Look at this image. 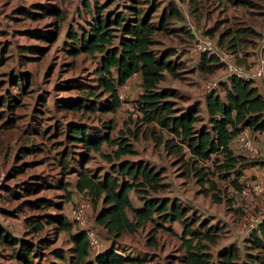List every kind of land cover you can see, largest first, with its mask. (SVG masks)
<instances>
[{
    "label": "trees",
    "instance_id": "obj_1",
    "mask_svg": "<svg viewBox=\"0 0 264 264\" xmlns=\"http://www.w3.org/2000/svg\"><path fill=\"white\" fill-rule=\"evenodd\" d=\"M235 1L241 4L249 2ZM85 6L89 4L86 3ZM42 7L46 11L43 5ZM157 7L156 2L152 1L146 11L128 4L125 9H108L105 12V8L96 5L91 16L79 25V29L68 28L63 47L66 52L70 56L86 53L95 56L97 62L94 84L74 82L70 79L67 81L71 89H78L80 93L64 97L63 106L82 113L114 112L122 103L117 95L118 87L137 73L139 81L136 85L139 91L130 101L139 114H136L133 120L135 128H128L131 136L135 138L143 125L149 126L152 133H157L155 140L163 145L167 154L178 153L179 159H182L188 151L186 163L194 169L199 182L203 184L204 181H210L208 175L211 172L226 180L233 191L239 193L243 170L248 165H264V154L259 156L258 160L248 157L235 152L229 142L243 128L253 132L264 131L263 88L255 83V80L229 76L219 80L215 89L204 93L202 101H193L183 108H177L168 98L176 94L175 90L160 86L166 73L172 77L178 76L177 68L184 61L182 59L187 57L195 58L200 69L207 73L213 72L215 68V72L220 70L221 73V64L215 55L206 52L192 54L186 46L180 51L175 46L156 48V32L183 30L188 42L193 36L187 28V19H183L184 11L179 6L173 4L163 8L157 20H153L151 14ZM48 11L60 19L63 18L61 10L57 7ZM173 22L174 28H169ZM200 31L209 37V34L212 35V30ZM35 33L50 41L56 39L58 29L49 36ZM258 36L261 37L260 31ZM235 39L236 36L227 39L222 32L218 35L216 43L221 50L235 56L238 55ZM188 42H185V45ZM257 46L258 43L252 52H255ZM234 59L240 63L245 62L242 58ZM13 81L20 88L21 83L17 82L20 79L14 77ZM12 102H16V98L10 91L7 95L0 96V103L11 105ZM200 105L204 109L203 119H206L207 124L196 126V122L201 119L198 114ZM112 129L110 119L102 121L100 126L70 120L64 128V139L74 147L82 146L86 151H101L102 145L106 144L113 148L108 153H101L102 158L109 163L108 170L100 173L99 170L92 171L83 166L74 170L75 189L89 201L90 206L98 208L94 214L96 225L93 226L104 230L109 239L108 247L97 254H91L86 232L76 228L74 222L59 211L62 202L36 196L28 200L30 207L42 209L53 205L58 211L25 215V229L20 237L12 236L0 227V244L10 246L14 258L23 264H37L33 259L38 255V245L25 236L40 230L44 223H47L54 224L53 228L57 232L65 231L70 243L68 252L58 247L52 249L59 261L50 264H142L149 259L147 254H135L120 243L124 234H132L140 229H147L148 246L156 245L160 230L172 231L182 249V253L175 256L181 264H264V216L242 238L241 244L232 241L217 246L216 231L222 227L201 219L193 206L183 203L179 196L160 195L158 192L169 187V184L163 181L164 170L144 160L124 157L137 154L134 144L123 131L118 130L116 136H111ZM70 152L68 148L60 150L59 162L63 163ZM207 161L211 163L210 166L206 164ZM199 163L201 165L198 166ZM58 182L66 189L65 196L70 198L68 183H61V180ZM44 184L42 178L25 181L21 190L34 194L41 190ZM216 186L211 180L210 188ZM132 195L138 199L139 204L132 202ZM212 197L215 201L219 200L217 194H212ZM175 222L179 224L177 231L172 225ZM40 241L46 245L52 243L49 238H42ZM214 245L216 247L212 249ZM119 249L124 253L117 252Z\"/></svg>",
    "mask_w": 264,
    "mask_h": 264
},
{
    "label": "rangeland",
    "instance_id": "obj_2",
    "mask_svg": "<svg viewBox=\"0 0 264 264\" xmlns=\"http://www.w3.org/2000/svg\"><path fill=\"white\" fill-rule=\"evenodd\" d=\"M152 1L158 5L151 14L153 20H157L163 8L175 4L184 11L181 12L184 21L187 19L194 22L205 32L212 30V35H209L215 41L222 32L227 39L236 36L235 50H238V55L233 56L245 60L243 63L237 60L240 64L252 65L259 53L264 57V0H247V4L235 0H0V96L10 91L16 98V102L11 105L0 103V227L12 236H22L25 215L58 211L53 205L42 209L30 207L28 200L44 196L51 201L62 202L59 211L70 218V210L80 197L74 185V170L81 166L92 171L99 170L100 173L109 169V163L102 158L101 153H108L113 148L103 144L101 151H86L82 146L74 147L64 139V128L70 120L100 126L102 121L110 119L113 126L111 136H116L118 130L125 132L136 149V155L124 157L144 160L164 170L163 181L169 187L158 192L160 195L179 196L183 203L193 206L201 219L222 227L216 231L217 246L232 241L241 244L245 236L242 234L248 233L244 212L249 216L258 210L264 213V197L253 195L252 198H246L234 192L232 186L216 174L209 172L208 175L209 180L216 183V188H210L208 180L203 184L199 182L194 169L186 163L188 151L185 149L186 155L182 159H179L178 153L167 154L163 145L155 140L157 133H152L149 126L143 125L133 138L128 128H135V116L126 108L125 102L114 112L82 113L63 106L64 97L80 93L78 89H71L67 81L70 79L94 84L97 62L95 56L86 53L70 56L66 52L63 47L68 28L79 29V25L91 16L96 5L105 8V12L108 9H125L128 4L146 11ZM86 3L89 6H85ZM52 7L61 10L62 19L50 14L48 9ZM174 24L168 27L174 28ZM55 29H58L55 40L42 39L35 33L49 36ZM154 37L158 40L156 48L175 46L180 51L188 42L183 30L156 32ZM257 43L255 52H252ZM23 46L31 48L25 49ZM182 60L177 68L178 76L172 77L166 73L160 83L161 87L175 90L176 94L168 98L177 108H183L193 101H202V84L220 74V70L215 72L217 68L213 70L214 73L201 70L195 58ZM14 77L20 79L17 82L21 83V89L15 85ZM133 97L134 89L127 94L126 100ZM198 114L201 119L196 122V126L207 122L203 119L205 114L201 105ZM255 140L261 145L264 137L257 133ZM65 148L71 150L70 155L60 163L58 152ZM255 158L258 160L260 157ZM206 164L211 165L209 161ZM261 167L264 165H248L243 170L242 179L261 177V171L255 173L256 168ZM39 178L45 184L37 193L28 194L21 190L25 181ZM58 180L68 183L70 198L65 196L66 189L59 185ZM212 194H217L219 200L215 201ZM131 200L134 204L139 203L134 195ZM97 209L90 206L87 212L86 217L91 225H96L94 214ZM172 225L174 230L179 229L177 222ZM53 226L44 223L40 230L25 236L38 245V255L33 259L37 264L58 262L52 253L53 248L68 252V234L55 231ZM97 229L103 241L108 243L104 230L99 227ZM42 238H49L52 243L43 244L40 241ZM148 240L147 229H140L132 234H124L120 243L135 254H147L149 259L142 264H181L175 256L180 255L182 249L172 231L160 230L155 246H148ZM0 264L23 263L14 258L10 246L0 244Z\"/></svg>",
    "mask_w": 264,
    "mask_h": 264
},
{
    "label": "built area",
    "instance_id": "obj_3",
    "mask_svg": "<svg viewBox=\"0 0 264 264\" xmlns=\"http://www.w3.org/2000/svg\"><path fill=\"white\" fill-rule=\"evenodd\" d=\"M187 28L192 32V39L188 42L185 48L189 53L195 54L206 52L209 55H215L218 62L221 64V73L218 77L207 80L202 84L203 94L215 89L218 86L219 80L229 76H236L245 80H255L259 86L264 89V57L261 53L257 56L256 62L251 66H245L238 63L234 57L221 50L214 39L204 35L194 24L187 20ZM139 79L138 74L134 73L125 82H123L117 89V95L125 102L126 108L135 116L139 114L138 109L129 100L127 101V94L132 91L135 86L134 80ZM121 103V104H122ZM260 133L264 137V131L253 132L248 128H243L235 134L230 140L229 146L235 151L247 155L248 157H257L264 154V142L259 145L255 136ZM262 168V169H261ZM258 168L262 176L253 179H242V187L239 194L246 198H252L253 195L264 197V167ZM89 201L80 194L79 199L70 210V219L74 222V226L86 232L88 239L89 251L91 254H97L103 249L107 248L109 242L106 243L100 237L97 228L90 224L86 215L89 210ZM246 220V230L255 227L263 218L264 213L258 210L254 215L249 216L247 212L243 213ZM119 253H124L123 250H117Z\"/></svg>",
    "mask_w": 264,
    "mask_h": 264
},
{
    "label": "crops",
    "instance_id": "obj_4",
    "mask_svg": "<svg viewBox=\"0 0 264 264\" xmlns=\"http://www.w3.org/2000/svg\"><path fill=\"white\" fill-rule=\"evenodd\" d=\"M138 81H139L138 79L134 80L135 84H137ZM133 89H134V95H135L136 93H138V91H139V87H138V85H135V86L133 87ZM255 167H257V166H255ZM251 169H253V168L251 167ZM256 169H257V171L255 170V173L260 172V170H259L258 168H256ZM253 171H254V170H253ZM138 204H139V203H138ZM244 235H246V233L242 234V236H244Z\"/></svg>",
    "mask_w": 264,
    "mask_h": 264
}]
</instances>
